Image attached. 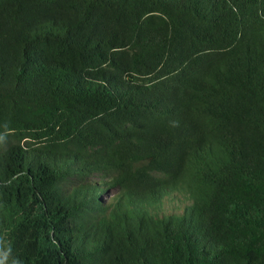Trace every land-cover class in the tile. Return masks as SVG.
I'll return each mask as SVG.
<instances>
[{
  "label": "trees",
  "instance_id": "trees-1",
  "mask_svg": "<svg viewBox=\"0 0 264 264\" xmlns=\"http://www.w3.org/2000/svg\"><path fill=\"white\" fill-rule=\"evenodd\" d=\"M0 264H264V0H0Z\"/></svg>",
  "mask_w": 264,
  "mask_h": 264
},
{
  "label": "rangeland",
  "instance_id": "rangeland-1",
  "mask_svg": "<svg viewBox=\"0 0 264 264\" xmlns=\"http://www.w3.org/2000/svg\"><path fill=\"white\" fill-rule=\"evenodd\" d=\"M116 194V190H111L108 194L105 195V198H112Z\"/></svg>",
  "mask_w": 264,
  "mask_h": 264
}]
</instances>
